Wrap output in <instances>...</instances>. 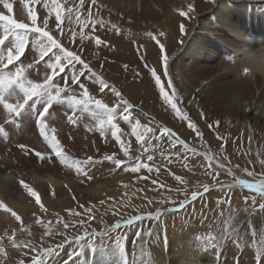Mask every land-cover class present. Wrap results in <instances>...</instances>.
I'll list each match as a JSON object with an SVG mask.
<instances>
[{
    "label": "bare ground",
    "instance_id": "1",
    "mask_svg": "<svg viewBox=\"0 0 264 264\" xmlns=\"http://www.w3.org/2000/svg\"><path fill=\"white\" fill-rule=\"evenodd\" d=\"M14 1L19 11L35 9L40 18L38 20L40 25L42 17L49 20L50 28L55 25L54 10L51 8L52 0ZM45 3L49 7H45ZM57 3L61 5V9L67 4L75 8L79 0H72L70 3L57 0ZM189 3L193 5L194 11L181 16L180 11L187 12ZM89 8L91 13L88 11ZM81 12L85 17L91 16L95 22L102 20L104 27L116 31L121 36L126 33L131 38L135 37L136 47L150 46L156 50L153 65L135 69L136 73L129 76L131 79L128 84L116 81L102 67L97 65L93 67L83 58L95 73L91 81L98 83L100 88L102 85L98 81L101 79L108 83V87L100 94L98 93L104 103L109 107L120 105L122 109L123 104L127 102L132 105L130 110L131 118L133 117L132 123L139 120V127L145 128L146 124L152 126L151 128L154 127V132L147 134L150 137V143L156 139L153 144L163 146L168 141V138L164 141L156 138L162 137L161 126L172 129L176 138L183 141L182 144L187 147L193 144L190 139H197L200 133L207 138L214 129L215 132L220 131L235 137L244 145L253 148L256 154L260 147L264 150V75L257 73L254 76H245L243 66L238 59L236 63L227 59L264 46V0H97V5H92L91 0H86ZM21 18L28 20L27 17L21 16ZM113 24L116 28L112 27ZM181 24L184 25V32L179 31ZM99 25L97 23V26ZM161 32L164 36L159 35ZM148 33H152L156 39ZM3 35L4 28L0 22V38ZM11 39L10 37L5 43L4 48L10 46ZM157 40L164 44L163 52L160 51ZM30 49L36 52L34 46L30 45ZM95 51H98L96 53L100 57H109V55L106 56L108 52ZM165 56L168 58L167 68ZM9 68L14 70L15 65H10ZM44 69L45 65L42 62L36 69H30L28 75L39 79L44 75ZM149 69L156 70L165 92L174 97L173 102L178 106L188 110L189 116H192L199 130L190 128V123L181 118L182 113L177 115L170 105L164 102L159 93V86L155 84V78L151 76ZM165 71L167 75L164 74ZM85 76L86 74L80 80H83ZM170 80L171 86H169ZM73 86L76 92L78 85ZM89 88L94 92L99 91L96 84L95 86L89 84ZM138 90L154 93L151 99L157 103L159 112L154 113L148 110L147 106L141 104L136 97L134 98L133 93ZM174 90L176 95H173ZM117 93L120 95L118 96ZM18 94L17 90L9 95V102L14 103ZM76 94L78 95V92ZM81 108L82 106L75 110L79 117L75 125L67 121V115L73 111L67 103H56L50 109L49 124L56 128L57 138L61 141L68 161L73 164L69 167L68 163H61L60 159L51 153V149L39 135L34 113L26 112L17 118L16 123H12L11 117L0 105V126L8 132L7 138L0 133V202L10 209L5 211L4 208H0V239L10 255L14 254L13 246L16 244L11 240H4V237L17 231L22 224H28L37 229L39 225L32 222L37 215H44L46 211L51 210L63 212L74 203L87 204L95 199H113L127 191L125 170L121 169L118 172L112 170L113 163L101 154L104 147L111 154L115 148L120 150L121 146L110 132L102 136L99 131H96V121L92 118L91 112H82ZM115 122L122 129L123 138L127 139V125L130 124L120 119L118 112ZM204 122L211 125V131L205 128ZM90 128L93 130L90 131ZM137 130L140 131V128ZM19 144L47 153L50 159L40 160L35 156V152L26 154L18 147ZM88 157L93 158L92 165L83 163ZM77 160L81 162L80 167L84 169L81 173L75 171ZM208 161L216 169L220 164L224 165L220 168L230 169L216 157ZM103 169L108 171L104 172ZM21 181L37 193L40 204L36 203V197L30 195L28 188L23 187ZM232 189L234 199H237L232 203L240 202V189L236 186ZM189 211L191 210L186 209L184 212L173 213L168 217L173 219L171 223L173 229L166 233L168 241L171 238L169 243L164 236H160L161 244L167 249L165 248L161 253L158 252L160 256L156 257L148 253L144 264L257 263L246 259L245 261L243 255L233 256L232 254L231 256V252L227 249L231 240L221 244L218 235L212 238L206 236V232H197L195 228H190L191 223L182 220ZM17 216L19 219L16 218ZM38 222L43 223L41 220ZM124 234L125 232L121 237H124ZM125 240L126 238L121 240V244H124ZM116 242L117 238H112L102 244L103 246L88 245L74 259L67 260L68 255H62V258L54 257L48 262L43 260V264H125V261L126 264H133L128 260L127 243L123 257ZM231 251L234 253L233 250ZM257 264H264V260Z\"/></svg>",
    "mask_w": 264,
    "mask_h": 264
},
{
    "label": "rangeland",
    "instance_id": "2",
    "mask_svg": "<svg viewBox=\"0 0 264 264\" xmlns=\"http://www.w3.org/2000/svg\"><path fill=\"white\" fill-rule=\"evenodd\" d=\"M4 3L12 5L11 12L4 7ZM15 4L17 3L14 0H0V15H9L17 19L18 22L30 24V13H35L37 15V25L42 26L38 23L40 18L35 9L33 11H19ZM67 7L70 6L67 4L65 8L61 9L62 21L60 29L56 28L55 25L51 26L53 34L61 40L65 47L72 51H77V54L79 52L81 58L88 60L93 67L95 65L102 67L116 81L128 84L131 79L129 76L136 73L135 69L139 70L153 65V60L156 57L155 49L150 48V46H145L144 48L143 46L136 47L137 40H135V37L131 38L126 33L122 37L110 28L97 26L94 19H88L82 12H80L79 18L73 13L70 20L68 18L69 13L66 10ZM53 15L55 17V11ZM21 16L27 17L28 20L22 19ZM81 21L87 25L83 29L81 28ZM93 24H95V28H93ZM73 32L76 33L75 36L72 35ZM97 37L103 42L100 45L95 42ZM30 45L25 55L21 57V61L16 62V64H28L34 61L36 52L30 49ZM95 50L108 52L106 56L109 55V57H100L96 53L98 51ZM81 70L83 69L79 64H76L75 68L68 66L64 72L59 73L60 75L58 74L55 77V82L61 87L66 82L70 84L73 74ZM48 71L50 72L51 70ZM83 71L86 76L81 80V83L85 84L92 97L102 100L103 98L98 95L101 92L99 84L91 81L92 73L87 70ZM29 79L40 82L43 76L39 79L35 76H29ZM104 83L108 85L106 81ZM89 84L94 86L96 84L99 91H92L89 88ZM72 87L74 90L75 87L73 85ZM81 91L77 87L76 92H78V95ZM133 96L141 104L147 106L148 110L154 113L159 112L157 103L151 99L154 97V93L138 90L133 93ZM178 108L181 109L182 116L184 113H189L186 108L184 109L181 106H178ZM189 115L190 113L188 114L189 118L185 119V121L194 123L196 130H199L198 125L193 121L192 116ZM131 116L130 119L132 120L133 117L131 118ZM204 123L205 128L211 131L210 124ZM146 126L148 128L152 127L148 124ZM138 128H140L139 132L145 133V128ZM151 129H154V127ZM147 134L148 132L145 133L143 141H137L135 135L132 134L131 125H127V139H124L121 134V140L127 149V155L122 148L120 150L115 148L109 154L106 147H104L101 152L105 159L107 156L115 154L116 158L125 161V164H122L120 168H117L113 163L112 170L118 172L123 168H127L125 170V173H127L126 192L113 199H95L87 204L74 203L63 212L51 210L46 211L44 215H37L32 220L34 224L39 225L37 229L28 224H22L17 231L4 237V240H11L16 244L13 246V255L7 253L6 246L0 239V249H3V251H0V264H32V258L43 255L44 250L48 247L55 248V253L51 256L43 255L44 262H48L54 257L62 258L64 255H68L67 260H71L84 247H88L89 244H94L96 247H99L98 245L103 246L102 244L106 243L107 240L121 237L123 232H125L124 238L126 240L122 245L125 248L127 243L128 260L133 262V264H144L148 253L156 257L160 256L159 253L165 250L166 247L164 248L161 244L160 236H164L166 241H168L166 233L173 229L171 224L173 219L168 217L173 213L184 212L186 209L191 211L185 214L182 220L191 223L190 228H195L197 232H206L207 235H205L208 237L219 236L220 229L217 221L228 218L229 212L236 209L241 210L238 217L240 221H243L241 232L248 228L247 221L249 217L242 209L250 206L251 199L246 202L244 197L248 196L251 198L255 196L257 209L261 198L258 193L241 185L239 181L244 180L246 183L254 184L264 182V164L261 163V161H264V150L262 147L259 148L256 154L253 148L244 145L243 142L238 141L235 137L220 131L215 132L214 129L207 138L204 137L203 133H200L197 139H190L193 142L191 147L180 143V140L175 135L169 140V137L164 133L159 139L164 141V139L168 138L166 144L156 146L158 144H153L156 139H153L152 147H149L148 141H150V137ZM207 139L209 140L208 142L206 141ZM105 153H107L106 156ZM123 155L127 157L125 158ZM149 155L153 157L151 161L147 159ZM212 156L226 164L230 169L214 168L211 162L208 161L213 158ZM91 163L90 165H92ZM137 163L146 164L148 167H141L137 172H132L131 168ZM149 168L151 171H149ZM103 171L107 172L108 169H103ZM249 172L253 173V175L249 176ZM153 181H156V183H153ZM205 186H207V191H205ZM233 186L238 187L241 191L240 202L232 203L233 200H237L234 199L232 194ZM224 201H227V203ZM222 211L225 213L224 217L220 215ZM149 213L153 215L159 213V218L149 219ZM136 217H143V219H136ZM250 219L257 230L256 243L252 244V236L249 232L245 240L240 244H234L231 241L227 249L231 252V256L232 254L233 256L236 254L239 256L243 255L244 260L260 263L261 260H264V213L258 211ZM38 220L43 221V223H39ZM127 221H131V223L129 224ZM45 223H47L46 226ZM64 223H68L70 225L69 228L65 229L63 227ZM117 223L120 224V228L114 229L113 226ZM146 229H152L153 235L145 236L141 240L138 234ZM41 232L44 233L42 234ZM86 232H96L97 235L89 241L85 235ZM45 233H53V235H45ZM100 233H105V235H100ZM77 236L83 237V239L76 241L74 238ZM29 241L35 245V251L26 246V242ZM61 244L63 247H57V245Z\"/></svg>",
    "mask_w": 264,
    "mask_h": 264
},
{
    "label": "snow or ice",
    "instance_id": "3",
    "mask_svg": "<svg viewBox=\"0 0 264 264\" xmlns=\"http://www.w3.org/2000/svg\"><path fill=\"white\" fill-rule=\"evenodd\" d=\"M72 0H65V3H70ZM86 4V0H79V3L76 5L75 9L72 7H67V12L69 13V19L71 20L73 13L77 18H79L81 9L84 8ZM92 5H97V0H91ZM45 7H49L47 3L44 5ZM4 7L11 12L12 5L10 3H4ZM51 8L55 11V27L60 29V24L62 20L61 16V5L57 3V0H52ZM89 13H91V8L88 9ZM194 11L193 5L191 3L187 6V12L180 11L181 16H186L188 13ZM31 23L18 22L17 19H14L9 15H0V22L3 24L4 35L0 38V105L7 111L8 116L11 117L10 122L16 123L17 118L21 117L24 113L28 112L31 114H35L36 126L39 129V135L43 138V141L47 144V146L51 149V153L58 157L61 163H68L69 167H72L73 164L68 161V157L64 152V149L61 145V141L57 138L56 128L51 127L49 124V116L50 109L53 108L56 103H67L71 109H73L71 114L67 115V121L73 125H75L79 119L76 115V109L82 106L80 109L82 112H91L92 118L96 121L95 130L99 131V133L104 136L108 132L111 133V136L120 143L121 148L125 150V154L127 155V149L124 146L123 141L121 140L122 129L119 127L118 123H116L117 112L119 111L120 119H122L127 124L131 125L132 134L135 135L137 141H143L144 135L147 132H154V129L148 128L145 126V133L139 132L137 129L140 126V121L136 120L135 123H132L130 119L132 105L125 102L121 109L120 105H115L113 107H109L108 104L104 103L101 99H97L91 96L88 88L84 83H81L80 78L85 75L83 70H87L95 76V73L92 72L89 64L86 63L80 55H78L75 51L70 50L65 47L61 40L53 34L52 28L49 26V20L46 17L41 18V25H37V15L35 13H30ZM91 19V16L88 17ZM99 23L101 27H104V22L102 20L96 21ZM87 25L81 21V28L86 27ZM113 28H116V25H112ZM93 28H95V24H93ZM184 25L181 24L179 26V31L184 32ZM63 31V29H61ZM118 31V29H117ZM73 36L76 35L75 32L72 33ZM149 36H152V33H148ZM160 36H164V33H159ZM11 39V44L7 48L3 46L9 38ZM153 39H156L155 36H152ZM96 44L100 45L103 43L99 37L96 38ZM157 43L160 45V51H164V44L160 43L157 40ZM34 46L36 49V57L33 62L28 64H16V62L21 61V57L25 55L26 50L29 45ZM46 58H48L46 60ZM239 56L236 57H228L227 59L231 62L238 59ZM167 56L164 57L165 67L167 68ZM44 63V75L43 79L40 82H37L33 79H29V70L36 69L41 63ZM79 64L82 66L81 71L78 73H74L71 78V83H65L63 87L58 85L55 82V77L65 71V68L68 66H72L75 68V65ZM10 65H15L14 70L9 68ZM48 70H51L50 72ZM151 72V76L155 78V84L159 86V93L163 97L164 102L167 105H170L171 109L176 112L177 115H180L181 109L178 108L177 103L173 102L172 96L165 92V88L161 85L160 76L157 75L155 69H149ZM167 75V71L164 73ZM243 74L245 76H249L248 69H243ZM100 84L102 87L100 91L103 92L106 87H108L104 81L101 79ZM172 82L169 81V86H171ZM72 85H78L79 89L82 91L79 95L73 90ZM15 86V88L13 87ZM18 90V95L15 98V102H9V95L16 92ZM119 96L120 94L117 93ZM173 95H176L175 90L173 91ZM122 99V97H121ZM41 107L38 108L37 106ZM94 106L90 108L89 106ZM127 113V114H126ZM203 115V113H201ZM182 119H188V114L184 113L181 117ZM219 123V122H217ZM189 127L193 130H196V125L194 123H190ZM211 127V125H209ZM90 131L93 129H89ZM162 132L171 139L174 135L172 129L161 126ZM0 133L3 134L5 138L8 137V132L4 129L3 126H0ZM157 139L159 137H156ZM183 143V141H179ZM149 147H152L150 141H148ZM18 147L25 151L26 154L29 152H35V156L40 160L50 159L49 154L42 153L41 151H36L35 149L30 148L28 145L19 144ZM147 151V149H145ZM92 157H88L83 161L85 165H90L92 161ZM107 160H110L112 163L116 165L117 168H120L122 164H125V161L118 159L115 157V154L112 156L106 157ZM149 161L153 159L151 155L147 157ZM80 161L77 160L75 162V171L77 173H81L84 171L83 168L80 167ZM264 164V161H261ZM141 167H148L146 164L137 163L134 167L131 168L132 172H137ZM219 167H224L223 164H220ZM127 170V168L122 169ZM149 171L151 169L149 168ZM230 171V170H229ZM86 174V173H85ZM249 176L253 175V173L249 172ZM91 179V177H89ZM156 183V181H153ZM239 183L241 185L246 186L249 189H252L256 193L259 194L261 198V202L258 205V209L256 208L257 199L255 196L249 198L245 196L244 199L247 202L251 199V204L249 207H245L242 209L244 213L249 217L247 223L248 228L241 232V228L243 227V221L238 219L239 212L241 210L236 209L232 210L228 214V218L224 220H218L217 225L220 229L218 239L222 244L224 241L231 240L234 244H240L245 237L249 234L252 236V244L256 243L257 230L254 228L252 220L250 219L254 214L258 211L260 213H264V182L259 184L254 183H246L244 180H240ZM23 187L28 188V185L21 181ZM207 186H205V191H207ZM28 191L31 196L36 197V203L40 204V197L37 195L35 191L28 188ZM227 203V201H224ZM0 208H4L5 211H10L6 206L0 202ZM41 208L43 209V205L41 204ZM15 215V213H13ZM221 217H224L225 213L222 211L220 213ZM19 219V217H16ZM149 219H158L159 213L153 215L149 213ZM136 219H143V217H136ZM231 221V222H230ZM127 223H131V221H127ZM68 223H64L63 227L65 229L69 228ZM114 229H119L120 224L117 223L114 226ZM211 227V226H210ZM45 235H53V233H45ZM88 240L91 241L93 237L97 235L96 232L85 233ZM100 235H105V233H100ZM153 230L146 229L142 233L138 234L141 240L145 236H152ZM76 241H80L83 237L77 236L74 238ZM124 237H117V245L119 246L121 252L124 257V246L121 244V240ZM26 246L31 250L35 251V245L30 241L26 242ZM89 246H94V244H89ZM57 247H63V245H57ZM3 251V249H0ZM55 253V248L48 247L44 250L43 255L51 256ZM43 255L37 257L34 256L32 258V264H43ZM126 264V261H125Z\"/></svg>",
    "mask_w": 264,
    "mask_h": 264
},
{
    "label": "clouds",
    "instance_id": "4",
    "mask_svg": "<svg viewBox=\"0 0 264 264\" xmlns=\"http://www.w3.org/2000/svg\"><path fill=\"white\" fill-rule=\"evenodd\" d=\"M236 62L237 60L233 61V63ZM238 62L243 66V69H248L249 76H254L257 73L264 75V46L244 52L239 56Z\"/></svg>",
    "mask_w": 264,
    "mask_h": 264
}]
</instances>
